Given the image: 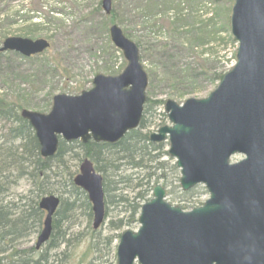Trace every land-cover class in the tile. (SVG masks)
<instances>
[{
    "label": "water",
    "instance_id": "obj_1",
    "mask_svg": "<svg viewBox=\"0 0 264 264\" xmlns=\"http://www.w3.org/2000/svg\"><path fill=\"white\" fill-rule=\"evenodd\" d=\"M102 8L110 14L112 0H102ZM230 27L238 42L234 67L204 98L191 97L181 105L167 100L172 125L150 135L152 142L168 138L183 190L204 184L210 197L186 212L167 202L166 190L156 186L142 205L138 231L121 234L117 264H264V0H234ZM109 32L127 60L122 73L97 74L94 86L79 95H55L47 114L22 111L43 157L56 154L60 139L113 144L140 125L148 74L138 45L116 24ZM48 47L43 38L8 37L0 51L31 56ZM236 155L243 158L232 162ZM74 183L87 193L98 229L105 218V194L90 159L81 162ZM59 204L56 195L39 201L47 214L37 249L50 238Z\"/></svg>",
    "mask_w": 264,
    "mask_h": 264
},
{
    "label": "trees",
    "instance_id": "obj_2",
    "mask_svg": "<svg viewBox=\"0 0 264 264\" xmlns=\"http://www.w3.org/2000/svg\"><path fill=\"white\" fill-rule=\"evenodd\" d=\"M183 1L179 0L178 3L176 0L165 1L167 11L174 9L175 13L170 29L173 33L177 32L181 38L180 45L150 43L146 47L151 51L148 53L150 56L152 54L155 61V64L152 63L148 70L150 81L147 93L157 80L172 87L173 94L177 97L200 93L208 89V86L218 84L228 70L225 66L218 67L212 60V57L215 58V61H218L219 58L222 59L223 56H218L219 51L210 53L214 50V44L217 43L224 45L225 48L229 43L236 46V41L230 33L229 9L225 13L226 21L220 20L221 3L226 0H210V4L218 5V9L213 10L206 20L198 19L200 15L202 17L205 14L203 12L198 14L202 9L200 8L202 4H191V11L186 14L187 8L181 7ZM152 6L153 3H148V1L144 7L141 6L140 9L142 7L143 9H141L140 17L147 16V20L150 19V23H152L151 30L155 34H160L161 27H157L156 20H152L148 16L152 14L149 11ZM100 8L101 3H99ZM205 11L208 13V9ZM189 18L193 19V25L187 23ZM184 19L187 20L184 21ZM109 20L113 23L120 22L114 9ZM196 22L198 24H195ZM105 27L107 28L106 22ZM139 46L142 60H145V57L148 56L144 57L141 44ZM112 48L115 49L114 46ZM37 58L38 56L25 58L14 52L0 53L1 77L3 75L9 82L14 80L27 82L29 77L34 75L28 76L27 73L22 72L24 71L21 66L22 61H32L36 65ZM234 58L235 52L225 63H230ZM52 71H56V66H50L49 63L39 65L42 81L51 77ZM81 89H83V85L78 87L79 91ZM53 93L49 92L40 99L27 92L21 93V95L17 93L14 96L0 94V117L16 124L15 127L10 128L9 134L13 139L12 143L18 140L21 142L19 146H0V196L5 195V192H8L9 188L22 178L33 182V189L30 191L33 198L20 196L19 200L24 203L19 207L16 203L0 198V256H3L0 257V264H71L69 259L72 255L68 253L71 239L68 238V228L63 229L62 223L71 220L80 209L88 215L89 219L93 217V213L87 195L73 182L77 170H72L68 166V155H71L75 160V166L84 157L91 158L96 170L104 177V191H108L109 185L111 189L113 186H117L116 190L120 192L115 195L116 203L125 206L126 210H123V213L129 212L127 217L111 221L109 223L110 233L103 238L100 232L93 229L87 252L83 253V257L87 256L89 251L100 254L105 248L108 251L112 250L113 242L120 238V233H114V231L130 228L138 223L141 205L148 200L147 196L157 184H162L167 188L168 195L172 199H177L182 209L188 210L197 206L193 199L199 196L197 192L179 190L180 173L174 161L168 156L166 151L168 143H153L149 138L147 131L149 125L145 116L153 104H163V100L149 102V97H147L144 116L139 128L128 132L123 139L115 144L97 143L92 140L87 143L60 141L56 155L43 158L35 133L28 122L21 117L20 111L26 108L42 112L49 111ZM54 176L60 179L57 181L60 184L57 189L50 187L49 179ZM137 180H140L135 184L138 191L132 198L124 194L122 188H118L121 184L129 186ZM175 189L178 192L177 196L173 195ZM56 193H60L58 195L61 204L53 219V233L46 247L41 251H37L35 246L27 249L20 248L22 239L29 236L35 222L41 225L43 212L38 206L39 199L45 195ZM11 205L18 207L15 209L20 211H12ZM53 251L56 253L51 254ZM58 251L61 253H57ZM91 260L86 259L89 264H94ZM86 261L83 258L82 262L76 264H84L83 262Z\"/></svg>",
    "mask_w": 264,
    "mask_h": 264
},
{
    "label": "rangeland",
    "instance_id": "obj_3",
    "mask_svg": "<svg viewBox=\"0 0 264 264\" xmlns=\"http://www.w3.org/2000/svg\"><path fill=\"white\" fill-rule=\"evenodd\" d=\"M153 3L152 8L149 10L152 14L148 15L152 20H156L157 27H161L162 32L155 34L151 30L150 19L147 16L141 18L140 12L144 5L147 3ZM166 0H113V9L116 13L117 19L115 23L119 24L123 31L130 36L135 42L141 44L142 54L145 56L143 61L146 70H150L151 64L155 61L152 58L151 51L146 49L147 46L154 43L178 46L181 43V38L177 32H171V21L174 16V9L167 11L165 7ZM171 1V0H168ZM185 1V2H184ZM181 7L186 9L185 13L188 14L191 11V4H202L199 8L198 14L201 15L198 19L206 20L213 10L218 9V5L210 4V0H184ZM192 1V3H191ZM101 0H0V46L6 37H24L29 39L37 38H49L50 48L40 54L35 62L22 61V71L27 75H34L29 77L27 82L14 80L9 82L7 78L1 77L0 74V94L8 96L21 95V93H29L31 96L40 99L47 93L54 92V94H80L83 90H89L92 88V79L95 75L102 73L105 75H111V72L120 73L127 65L126 59L122 54L113 49L114 46L111 42L109 35V26L113 23L110 22V15H106L102 8L99 9V3ZM178 3L179 0H176ZM202 2V3H201ZM234 0H226L221 3L220 20L226 21L227 16L225 13L228 10L229 19L232 10ZM197 5V6H199ZM143 6L141 9L140 7ZM208 9V13L205 10ZM33 17L32 19H30ZM184 17V16H183ZM28 19V20H27ZM30 19V20H29ZM151 20V21H152ZM187 19H184L186 21ZM149 21V22H148ZM107 23V28L105 27ZM193 19L189 18L187 23L193 25ZM198 22H200L198 20ZM196 22L195 24H198ZM197 27V26H196ZM221 43V42H220ZM224 49V50H223ZM218 52L219 62L215 61L212 57L214 64L222 67L229 68L234 64L232 60L230 63H225L227 59H230L233 53L236 51L230 43L228 46L214 44V50L210 53ZM148 58V59H147ZM158 61V60H157ZM49 63L50 66H56V71H52L51 77L41 80L39 74V65ZM159 64V61H158ZM228 65V66H227ZM160 79V78H159ZM83 85V89L80 91L78 87ZM216 84L208 86V89L200 92L185 95L184 97H177L173 94V88L161 81H155L153 88L147 94L150 101L174 100L178 104H183L190 97L203 98L213 91ZM17 95V96H18ZM34 110V109H31ZM36 111V110H35ZM39 111V110H38ZM42 112V111H41ZM48 112V111H47ZM145 119L149 125L147 131L150 133L156 132L159 127L163 125H169V119L164 111V103L160 105L153 104L149 112L146 114ZM16 124H12L0 117V146L2 145H20V141L12 143V137L9 134L11 127H15ZM12 143V144H11ZM68 166L72 170L79 168L80 162L78 161L75 166V160L71 155H68ZM236 159V158H234ZM238 159V158H237ZM175 161V160H174ZM25 177V176H24ZM51 181L50 187L58 188L60 186L57 181L59 177L49 179ZM140 181L137 180L131 185L121 184L118 188L123 189V193L127 194L130 198L137 194L138 188H135V184ZM141 183V182H140ZM143 183V182H142ZM33 182L22 178L17 181L16 184L9 188L5 195H1L0 198H4L8 202L16 203L19 207L23 205L24 201H20V196H28L30 199L33 195L30 191L33 189ZM108 187L106 194L107 204V216L105 223L96 232H100L102 238L110 233L109 223L116 221L121 217H127L129 212L123 213L126 210L125 206L118 205L116 203L115 195L120 191H117V186ZM181 188L179 187V190ZM174 190L173 195L177 196L178 192ZM182 190V189H181ZM180 190V191H181ZM194 191L199 194L198 197H194L196 205L205 202L209 198V193L204 185H198L194 188ZM60 194V193H58ZM56 193V195H58ZM151 197V193L147 198ZM169 201L174 204H179L177 199H172L168 196ZM111 201V202H110ZM13 205L10 206L12 211L19 212V209ZM41 225L35 222L30 230L28 237L22 239L20 248L27 249L33 246L43 228V220L45 214H41ZM126 219V218H125ZM93 217L89 219L82 209L77 211L71 220L62 223L63 229L68 228V238L71 239L68 253L72 255L69 259V263L76 264L82 262V259H92L94 264H117L116 248L119 242L115 240L112 245V250L108 251L106 248L99 254L95 251H89L87 256L83 257V253L87 252L88 244L91 240V232L93 230ZM139 227V223L134 224L133 227L123 228L122 230L114 231V233H121L125 230L136 231ZM44 246L42 249H44ZM41 249V250H42ZM56 251L51 252L55 254ZM57 253H61L58 251ZM3 257V256H0ZM89 264L88 261L83 262Z\"/></svg>",
    "mask_w": 264,
    "mask_h": 264
},
{
    "label": "bare ground",
    "instance_id": "obj_4",
    "mask_svg": "<svg viewBox=\"0 0 264 264\" xmlns=\"http://www.w3.org/2000/svg\"><path fill=\"white\" fill-rule=\"evenodd\" d=\"M58 197H59V195H58ZM60 198V197H59Z\"/></svg>",
    "mask_w": 264,
    "mask_h": 264
}]
</instances>
